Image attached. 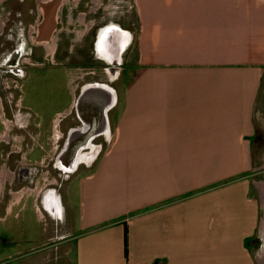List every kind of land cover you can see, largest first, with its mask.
I'll list each match as a JSON object with an SVG mask.
<instances>
[{"label": "crops", "instance_id": "0c3cea01", "mask_svg": "<svg viewBox=\"0 0 264 264\" xmlns=\"http://www.w3.org/2000/svg\"><path fill=\"white\" fill-rule=\"evenodd\" d=\"M134 3L136 73L117 91L111 141L80 178L79 205L58 191L66 221L40 264L71 242L75 264H264V184L253 179L264 0ZM49 7L44 40L55 26ZM31 192L22 191L27 205ZM31 254L25 264L38 263Z\"/></svg>", "mask_w": 264, "mask_h": 264}, {"label": "flooded vegetation", "instance_id": "af4514ba", "mask_svg": "<svg viewBox=\"0 0 264 264\" xmlns=\"http://www.w3.org/2000/svg\"><path fill=\"white\" fill-rule=\"evenodd\" d=\"M13 0H5L4 4L7 6ZM26 0H19L23 4ZM90 0H35L34 8L31 9V21L27 25L24 20H21V26L16 27L18 30L14 31V24L12 11H4L5 19L2 29L0 30V123L3 126L0 132V213H11L15 206H20V210L25 209L23 204L26 199L25 188L31 190L32 207L38 212V207L43 211L52 227L55 229L59 223L64 224L62 211L58 207L57 193L59 191V181H70L74 173L64 172L58 165V156L61 154L66 144H69L75 138L76 132L84 127L85 112L87 109H93L90 105L83 104L80 99L82 92L91 85H101L112 83L113 87L117 83L123 73V68L110 65L107 61V56L103 53V30L105 28L121 27L113 20L102 23L101 26L88 22L86 26V35H79L80 40L84 41L86 36L92 35L90 38L93 57L98 67L97 71L93 70L88 80L81 83L80 80L85 79L87 74H83L78 78V85L76 86L74 102L71 112L67 113L65 117L69 119L64 125L62 119L53 118L51 123L52 132L46 138V143L41 139L40 129L31 130V122L29 120L28 112L22 109V98L19 93H22V86L28 79V75L33 68L43 67V62L52 65L57 64V54L60 42H71L68 44L70 53H73L75 47L74 40L69 35L77 34L74 23L85 22L86 16L92 13L91 7H88ZM56 4L54 10V31L50 39L44 40L41 38L42 25L46 21L45 5ZM83 5L88 7L87 11L78 13L77 10ZM41 7V11H39ZM75 13H78L76 15ZM76 15V17H75ZM18 16H23L20 14ZM24 22V23H23ZM82 22V23H83ZM25 25V26H24ZM72 26V29L70 28ZM126 31V30H125ZM114 34L113 32L110 35ZM62 35H65L64 37ZM114 41V40H113ZM112 41V42H113ZM130 43L128 49L130 48ZM128 49L122 55L123 65L124 56ZM42 63V64H41ZM115 70H110V69ZM101 71V74L98 72ZM116 71V80L114 81L113 73ZM99 110L94 114L97 120ZM64 117V118H65ZM87 117V116H86ZM91 123V121H89ZM102 129H100L101 131ZM108 136H97L91 148H87L82 152L81 167L87 168L89 163L84 161V158L93 153V150L102 147L108 143ZM48 145V146H46ZM44 151L45 158L33 159L32 155L35 150ZM103 149V148H102ZM95 152V151H94ZM90 168V167H89ZM53 175L55 182H49L42 193L37 195V186L41 185L44 174ZM18 194L21 200L18 204L13 202V195ZM59 196V195H58ZM4 205V206H3ZM12 207V211L9 208ZM10 227L8 231L10 232ZM52 241V240H51Z\"/></svg>", "mask_w": 264, "mask_h": 264}, {"label": "rangeland", "instance_id": "374dc122", "mask_svg": "<svg viewBox=\"0 0 264 264\" xmlns=\"http://www.w3.org/2000/svg\"><path fill=\"white\" fill-rule=\"evenodd\" d=\"M2 1L4 2V0ZM34 2L35 0H26L21 4L19 0H13L7 6L3 3L0 6V20L4 23V11H12L14 18L11 23L14 24V31L18 30L16 27L21 26V20H24L26 25L30 23L32 17L29 12L34 8ZM87 3L88 7L92 8V13L86 16L85 22L74 23V25L76 24L74 30H76L77 34L69 35L74 40L75 47L73 53H70L71 51L68 49V44L71 45V42L66 41L68 37H65L64 42H60L58 48L57 64L52 65L51 62H43V67L33 68L28 75V79L22 86V93H19L22 98V109L29 114L28 118L32 125L31 130L36 128L40 129L43 143L47 142L46 138L52 132L51 123L53 118L57 120L59 118L62 119L63 125L69 121L65 115L71 112L78 78L83 74H87L85 79L80 80L81 83H84L88 80L87 77L91 75L93 70L97 71V63L91 60L93 57L91 51L93 49L91 47L90 37L92 35L86 36L84 41H78V39L80 40L79 35H83L82 32L85 35L88 33L86 32L88 22L93 23L96 21V24L101 26L102 23L109 22L110 24V21L113 20L122 30H126L130 37L134 35L133 31L137 27L134 0H90ZM55 6L56 4L50 5L48 12L52 13L56 8ZM88 7L82 4L77 12L83 13V11L88 10ZM39 11H41V7H39ZM78 13L75 14L78 15ZM20 14H23L22 18L18 16ZM70 28L72 29V26ZM62 36L64 37L65 35ZM127 52H130V54L127 62L121 66L124 69L122 77L114 86L118 92H121L130 83L136 73L134 65L135 50L133 52V46ZM90 55H92L91 58ZM98 73L101 74V71ZM109 84L113 87L112 83L109 82ZM0 85L3 87V83ZM262 92V103L259 104L256 115L257 129L253 143L254 165L260 169L254 174L253 179L256 182L261 180L264 184V88ZM2 128L3 126L0 123V132ZM107 145L102 146V152L106 149ZM42 157L45 158L44 151L36 148L32 158L39 160ZM85 171L86 168L81 167L72 176L70 181H59L58 189L60 191L66 189L73 194L75 193L73 201L74 204L76 203V207L79 205V197H77L79 180L85 174ZM43 181L48 185L49 182H55V178L53 175L48 176L45 173L43 175ZM1 202L2 200H0V204ZM23 204L25 205L24 210H20L21 205L20 208L15 206L11 213H0V264H25L27 258L24 253L31 252V257L33 258L41 254L46 256V251H43V249L52 246L51 244L53 242L48 239L52 237L53 232L46 214L42 219L39 213L32 207V201L28 205L26 201ZM74 212L77 214L76 210ZM261 215L264 216L263 208ZM9 227L10 232L8 231ZM261 248L259 245L257 252ZM74 249L75 243L73 242L68 245L53 246L52 249L48 250L51 264H75ZM68 250H70V253L67 257L64 253ZM41 258L42 256L37 258V264L41 263ZM29 261H33L32 264H35V260Z\"/></svg>", "mask_w": 264, "mask_h": 264}, {"label": "water", "instance_id": "95a60500", "mask_svg": "<svg viewBox=\"0 0 264 264\" xmlns=\"http://www.w3.org/2000/svg\"><path fill=\"white\" fill-rule=\"evenodd\" d=\"M129 35V34H128ZM114 37H117L114 39ZM125 34L123 30L117 31L116 34L113 36H110V41H109V46L108 49L118 51L119 48H121V52L119 54V62L117 64V69L119 70L120 67L123 65V60H122V55L125 53V51L128 49L127 43L125 41ZM114 40V41H113ZM129 40L131 41V37L129 36ZM113 41V42H112ZM123 44L125 45V49L122 50ZM117 58V56H116ZM101 85H106L108 90L103 89V87L99 86H89L86 88L85 91L82 92L80 99H85L89 105H95L96 101L99 103L102 101L103 102V115L98 114L97 121L99 122V119L101 118L102 115V121H100V124L97 125L95 128L93 124H91V136L87 139L88 142H92L97 136L103 135V136H108V143L111 141V126H110V120H109V113L110 111L117 105V91L114 87H112L110 84H101ZM91 91L90 93H88ZM89 95V96H87ZM87 96V97H86ZM101 100V101H100ZM100 129H102L100 131ZM108 134V135H107ZM87 143H83L80 146L74 145V144H66L65 148L61 152V154L58 156V164H62L65 168L62 169L64 172L65 170L67 173H74L78 170L79 165H78V156L79 154L88 148L86 145ZM95 146V144L93 145ZM92 146V147H93ZM102 153V147H98L96 149L95 155L92 159V163L88 165V167H92L94 163L97 161L99 158L100 154ZM58 201V207L61 206L60 199Z\"/></svg>", "mask_w": 264, "mask_h": 264}, {"label": "bare ground", "instance_id": "6f19581e", "mask_svg": "<svg viewBox=\"0 0 264 264\" xmlns=\"http://www.w3.org/2000/svg\"><path fill=\"white\" fill-rule=\"evenodd\" d=\"M119 32L118 28L116 29V32ZM122 31V30H121ZM113 32L114 34H112L113 36L116 34L115 32V28H105L103 30V53L107 56L108 58V63L112 66H117L118 62H119V54L121 52V48H119L118 51H114V50H111V49H108V46H109V41H110V33ZM125 36V41L127 43V46L128 44L130 43V40H129V35H128V32H126L125 30L123 31ZM117 37H114V39H116ZM125 45L126 44H123L122 46V50L125 49ZM117 56V58H116ZM110 70H115L114 68L113 69H110ZM119 72V71H118ZM118 72L116 73V71H114L113 73V77H114V81L116 80V75L118 74ZM92 86V85H91ZM95 86H99V87H103V89H106L108 90L107 86L106 85H95ZM89 87V86H88ZM86 90V89H85ZM84 90V91H85ZM91 91H89L88 93H90ZM89 96V95H87ZM86 96V97H87ZM83 104H87L89 105V103L83 98ZM101 101V100H100ZM91 107H93V109H87V111L85 112V118H84V127L79 130L78 132H76V135H75V138L73 140H75L74 142L71 141L69 144H74V145H77V146H80L81 144L83 143H87L86 141H88L87 139L91 136V124L94 125V127L96 128L97 125L100 124V121H102V115H103V102L101 101L100 103L98 101H96V104L94 105H90ZM99 110V113L98 114H102L101 115V118L99 119V122L95 119L94 117V114L96 113V111ZM91 121V123L89 122ZM108 135V134H107ZM94 141V140H93ZM93 141L92 142H88L86 145L88 146V148H91L93 146ZM98 149V148H97ZM84 151V150H83ZM82 151V152H83ZM96 150L94 149L93 150V153H91V155H88L84 158V161H88V163H90V161H92L94 155H95V152ZM82 152L79 154V156L77 157L78 158V165H80L82 163ZM59 167L61 169H64L65 167L60 163L58 164ZM65 172H67L65 170Z\"/></svg>", "mask_w": 264, "mask_h": 264}, {"label": "trees", "instance_id": "16d2710c", "mask_svg": "<svg viewBox=\"0 0 264 264\" xmlns=\"http://www.w3.org/2000/svg\"><path fill=\"white\" fill-rule=\"evenodd\" d=\"M125 246L127 247V234H125Z\"/></svg>", "mask_w": 264, "mask_h": 264}]
</instances>
